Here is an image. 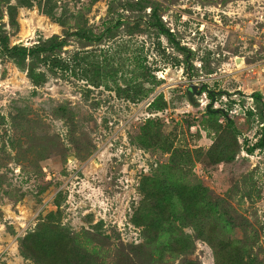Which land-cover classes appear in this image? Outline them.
I'll list each match as a JSON object with an SVG mask.
<instances>
[{
    "label": "rangeland",
    "instance_id": "rangeland-1",
    "mask_svg": "<svg viewBox=\"0 0 264 264\" xmlns=\"http://www.w3.org/2000/svg\"><path fill=\"white\" fill-rule=\"evenodd\" d=\"M38 1L47 0L18 6L14 25L6 14L11 45L82 28L100 33L104 21L125 22L100 42L73 38L64 48V57L80 50L107 66L99 85L82 79L77 69L51 75L36 87L14 62L0 57V264H36L22 255L19 240L58 209L59 192L61 222L74 233L108 236L103 250L108 262L118 245L143 242L141 228L132 222L143 199L141 181L169 154L140 146V128L153 118L175 147L207 150L226 129L221 116L207 114L214 101L234 120L240 149L231 162L196 161L191 176L223 198L239 223L250 221L245 226L259 231L256 250L264 254V149L244 151V139L253 144L264 135V121L248 115L259 109L252 93L260 91L264 102V0H151L143 12L126 9L127 0H50L54 18L40 11ZM152 6L190 57L147 26ZM128 83L141 97L116 93ZM191 83L239 93L216 100L208 95L204 106L201 92L193 105L186 94ZM161 93L167 107L155 111L150 104ZM243 233L238 228L234 235ZM190 258L215 264L212 247L202 239ZM166 264H182V258Z\"/></svg>",
    "mask_w": 264,
    "mask_h": 264
},
{
    "label": "trees",
    "instance_id": "trees-1",
    "mask_svg": "<svg viewBox=\"0 0 264 264\" xmlns=\"http://www.w3.org/2000/svg\"><path fill=\"white\" fill-rule=\"evenodd\" d=\"M16 1L14 4L13 0H0L1 58L14 62L36 87L45 85L51 75L67 71L77 74V69L81 78L89 84L101 83L109 72L106 65L94 63L88 55H81L80 50H76L69 57H64V48L73 38L90 43L100 42L125 20L119 18L115 24L108 25L107 21H104L106 27L100 33L91 28H82L67 32L63 36L56 34L41 39L32 45H11L4 20L6 14L10 23L14 25L17 22L18 6L33 7L35 0ZM49 2L50 0L38 1V6L42 13L54 18V11L48 8ZM151 3V0H127L125 7L128 10L143 12ZM150 16L152 18L145 21L147 26H153L167 35L179 51L190 57L191 51L182 46L166 27L158 15L157 6L152 8ZM137 17L141 20L143 15ZM141 67L144 65L141 64ZM203 90H206V87ZM116 93L132 100L141 97L140 89L136 90L130 83L126 88L118 86ZM237 93L239 92L209 90L211 100ZM251 96L259 105V109L256 113L248 110V115H257L264 121L262 93L256 91ZM191 103L196 105V98L191 100ZM150 106L155 111L165 109L167 102L164 95L161 93ZM205 109L209 116H221L226 122L222 136L207 150L202 147L194 150L175 147L169 137L163 136L160 122L153 118L147 119L140 128V146L169 154L166 163L158 165L141 181L143 199L133 215L132 222L141 228L143 242L118 245L115 258L108 262L103 258L104 240H107L108 236L103 233L97 235L88 230L74 233L61 222L62 193L59 192L54 200L58 209L42 217L34 230L20 238L22 255L36 264H166L176 258H182V264H199L190 256L194 253L196 241L202 239L212 247L215 264H264V254L261 255L256 250L259 231H250L245 226L250 224L247 219L239 223V216L232 213V207H228L223 198L216 196L198 176L194 174L191 176L196 161L203 162L204 158H208L213 165L231 162L240 149L237 140L239 130L228 110L223 111L221 108L217 111L213 106H207ZM244 143L247 145L244 150L246 154L264 149V135L262 134L253 144H250L248 139H244ZM95 228L98 231L100 226ZM186 228H191L194 233L187 232ZM238 228L244 231L241 237L234 235ZM261 228L264 232V222Z\"/></svg>",
    "mask_w": 264,
    "mask_h": 264
},
{
    "label": "water",
    "instance_id": "water-1",
    "mask_svg": "<svg viewBox=\"0 0 264 264\" xmlns=\"http://www.w3.org/2000/svg\"><path fill=\"white\" fill-rule=\"evenodd\" d=\"M203 86L202 85H198L195 83H191L188 88H187V94L189 96L190 101L194 100L195 95H199L202 92ZM212 104L209 105V107H211ZM221 108H218L217 111H220ZM223 111H225L223 109Z\"/></svg>",
    "mask_w": 264,
    "mask_h": 264
},
{
    "label": "built area",
    "instance_id": "built-area-1",
    "mask_svg": "<svg viewBox=\"0 0 264 264\" xmlns=\"http://www.w3.org/2000/svg\"><path fill=\"white\" fill-rule=\"evenodd\" d=\"M262 46L264 48V40L262 42ZM209 95L208 87H206V90H202V94L200 95L199 101L202 105L206 106L209 105L207 101H205V98ZM216 100V99H215ZM215 108L220 107L218 101H214ZM225 107V106H224Z\"/></svg>",
    "mask_w": 264,
    "mask_h": 264
}]
</instances>
